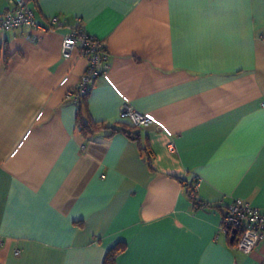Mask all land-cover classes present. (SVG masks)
I'll return each instance as SVG.
<instances>
[{
    "label": "crops",
    "instance_id": "0c3cea01",
    "mask_svg": "<svg viewBox=\"0 0 264 264\" xmlns=\"http://www.w3.org/2000/svg\"><path fill=\"white\" fill-rule=\"evenodd\" d=\"M28 3L38 26L0 30V264H104L120 245L115 264H264L221 230L235 200L264 207V0ZM79 24L108 54L91 137L73 94L88 58L61 51Z\"/></svg>",
    "mask_w": 264,
    "mask_h": 264
},
{
    "label": "built area",
    "instance_id": "2783aa9c",
    "mask_svg": "<svg viewBox=\"0 0 264 264\" xmlns=\"http://www.w3.org/2000/svg\"><path fill=\"white\" fill-rule=\"evenodd\" d=\"M10 3L12 7L0 19V30L39 25L28 0H10ZM59 22L56 16L50 18L52 25ZM104 46L103 40L89 34L81 24L74 26L63 37L61 49L63 57L69 58L80 49L88 58L87 69L73 93L77 103L81 95L88 93L97 77L108 68V54L106 49L103 50ZM121 116L130 120L137 128L148 127L154 123L149 115L129 103L122 105ZM169 149L176 150L174 143L169 145ZM196 187L195 183L192 194L194 197ZM221 230L230 235L234 234V242L239 250L246 253L253 251L260 244H264V207L252 205L241 199L235 200L223 214ZM234 230L236 232H233Z\"/></svg>",
    "mask_w": 264,
    "mask_h": 264
},
{
    "label": "trees",
    "instance_id": "16d2710c",
    "mask_svg": "<svg viewBox=\"0 0 264 264\" xmlns=\"http://www.w3.org/2000/svg\"><path fill=\"white\" fill-rule=\"evenodd\" d=\"M103 50H105V46H104ZM87 95H88V93L82 94L80 97V101L78 103L79 104V107H78V126H79V129L83 135L90 136V135L94 134V132H96L99 128H98L97 124L93 123L92 121L84 120L82 110L84 108L83 106H84L85 98L87 97ZM111 128L113 129V132H115L119 129L125 130L130 136L131 135L134 136L137 134L136 129H135V131H130V130L124 129V127H122V126H119V127L115 126V127H111ZM134 128H137V127H134ZM182 183L185 186H189L188 182L185 180H183ZM189 192H190V195L192 196L194 191H193V188L191 186H189ZM195 202L198 206L201 205V201L195 200ZM234 244H235V242H234ZM124 248H125L124 245H120L118 247L116 246L115 248H112L108 252L104 264H115L116 257L124 250Z\"/></svg>",
    "mask_w": 264,
    "mask_h": 264
},
{
    "label": "water",
    "instance_id": "95a60500",
    "mask_svg": "<svg viewBox=\"0 0 264 264\" xmlns=\"http://www.w3.org/2000/svg\"><path fill=\"white\" fill-rule=\"evenodd\" d=\"M233 232H236L235 230ZM231 241H234V234L231 235Z\"/></svg>",
    "mask_w": 264,
    "mask_h": 264
}]
</instances>
